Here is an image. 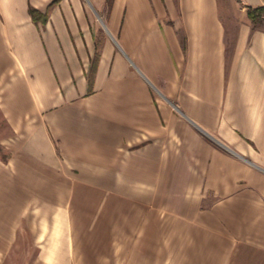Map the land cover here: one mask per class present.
I'll return each mask as SVG.
<instances>
[{
    "label": "crops",
    "instance_id": "1",
    "mask_svg": "<svg viewBox=\"0 0 264 264\" xmlns=\"http://www.w3.org/2000/svg\"><path fill=\"white\" fill-rule=\"evenodd\" d=\"M54 2L0 0V264H264V31Z\"/></svg>",
    "mask_w": 264,
    "mask_h": 264
},
{
    "label": "rangeland",
    "instance_id": "2",
    "mask_svg": "<svg viewBox=\"0 0 264 264\" xmlns=\"http://www.w3.org/2000/svg\"><path fill=\"white\" fill-rule=\"evenodd\" d=\"M264 2V1H263ZM220 11L222 17L227 21L232 20L233 22H238L239 18H245L250 10H254L259 7H264V5H257L249 0H219ZM258 20L256 23H251L254 28L261 29L264 31V12L258 14ZM248 17V16H247ZM0 135H6L5 127L0 122Z\"/></svg>",
    "mask_w": 264,
    "mask_h": 264
},
{
    "label": "trees",
    "instance_id": "3",
    "mask_svg": "<svg viewBox=\"0 0 264 264\" xmlns=\"http://www.w3.org/2000/svg\"><path fill=\"white\" fill-rule=\"evenodd\" d=\"M58 0H55L54 4L57 3ZM109 5L111 4L112 0H108ZM264 12V7H259L254 10H250L247 13L248 18L252 21V23H256L258 20V14H261ZM31 16L33 17V20L37 23L41 22L42 24L47 22L48 15L47 14H42L37 10L31 9L30 10Z\"/></svg>",
    "mask_w": 264,
    "mask_h": 264
}]
</instances>
